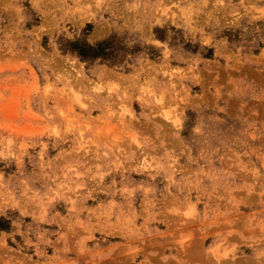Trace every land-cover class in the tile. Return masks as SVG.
Instances as JSON below:
<instances>
[{
  "label": "rangeland",
  "instance_id": "1",
  "mask_svg": "<svg viewBox=\"0 0 264 264\" xmlns=\"http://www.w3.org/2000/svg\"><path fill=\"white\" fill-rule=\"evenodd\" d=\"M0 264H264V0H0Z\"/></svg>",
  "mask_w": 264,
  "mask_h": 264
},
{
  "label": "trees",
  "instance_id": "2",
  "mask_svg": "<svg viewBox=\"0 0 264 264\" xmlns=\"http://www.w3.org/2000/svg\"><path fill=\"white\" fill-rule=\"evenodd\" d=\"M88 26L90 27L91 25L89 24ZM111 44L110 42H99L96 46H93L86 40L77 39L74 41H66L63 49L78 53L85 61H93L99 57L105 59L109 55L107 50Z\"/></svg>",
  "mask_w": 264,
  "mask_h": 264
}]
</instances>
